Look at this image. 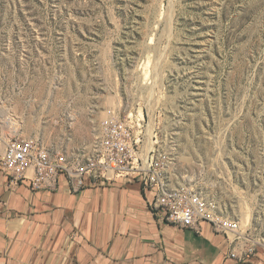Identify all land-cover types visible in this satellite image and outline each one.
Here are the masks:
<instances>
[{
    "label": "rangeland",
    "instance_id": "1",
    "mask_svg": "<svg viewBox=\"0 0 264 264\" xmlns=\"http://www.w3.org/2000/svg\"><path fill=\"white\" fill-rule=\"evenodd\" d=\"M118 104L264 260V0H0L3 133L80 154Z\"/></svg>",
    "mask_w": 264,
    "mask_h": 264
},
{
    "label": "crops",
    "instance_id": "2",
    "mask_svg": "<svg viewBox=\"0 0 264 264\" xmlns=\"http://www.w3.org/2000/svg\"><path fill=\"white\" fill-rule=\"evenodd\" d=\"M132 178L70 192L11 185L0 169V264H264L258 252L228 257L224 234L163 222Z\"/></svg>",
    "mask_w": 264,
    "mask_h": 264
},
{
    "label": "built area",
    "instance_id": "3",
    "mask_svg": "<svg viewBox=\"0 0 264 264\" xmlns=\"http://www.w3.org/2000/svg\"><path fill=\"white\" fill-rule=\"evenodd\" d=\"M121 107L122 104L107 107L91 146L71 156L52 152L38 137L0 130V169L8 183L23 182L33 191L55 190L61 178L70 192H77L87 181L95 185L99 181L132 178L150 192L151 208L163 222L183 228L208 222L227 238L229 258L242 261L249 257L254 244L240 237V220L224 212L214 198L183 184H172L167 177L169 159L160 149L156 126L151 130V144L147 145L148 124L143 110L139 117L137 112L125 114Z\"/></svg>",
    "mask_w": 264,
    "mask_h": 264
},
{
    "label": "bare ground",
    "instance_id": "4",
    "mask_svg": "<svg viewBox=\"0 0 264 264\" xmlns=\"http://www.w3.org/2000/svg\"><path fill=\"white\" fill-rule=\"evenodd\" d=\"M143 71H142V75H143V77H145V79L148 77V75H149V73H148V69H146L147 67H149V58L147 57V60H144V62H143ZM149 98H150V96H149ZM138 114L140 115L139 117H142L141 115H142V112H141V109L139 108L138 109ZM6 116V115H5ZM154 118V117H153ZM0 120H1V122H2V127L5 129L6 128V126L4 125V122H5V119H4V110L3 109H1V111H0ZM151 121H152V119H151ZM151 123V124H150ZM148 125H147V145H149V144H151V139H150V136H151V130H152V128H153V123L152 122H150ZM155 124H156V122H155ZM150 133V134H149ZM150 141V142H149ZM243 214V213H242ZM245 214V217L243 218V220L244 221H246V220H248V213L246 214V213H244ZM243 220H241V221H243ZM240 237H242V238H246V235L245 234H243L242 232H241V236ZM247 239V238H246Z\"/></svg>",
    "mask_w": 264,
    "mask_h": 264
}]
</instances>
